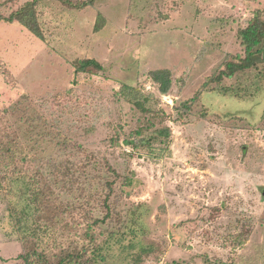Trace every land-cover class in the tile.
I'll list each match as a JSON object with an SVG mask.
<instances>
[{
    "label": "rangeland",
    "instance_id": "1",
    "mask_svg": "<svg viewBox=\"0 0 264 264\" xmlns=\"http://www.w3.org/2000/svg\"><path fill=\"white\" fill-rule=\"evenodd\" d=\"M32 1L0 0V16ZM68 1L37 2L43 40L0 21V162L34 165L25 142L37 118L119 170L121 152L132 153L133 186L117 202L123 216L145 204L146 228L110 240L98 264H264V87L237 99L218 89L243 85L242 77L210 82L244 55L237 30L257 10L264 18V0H94L86 8L89 0ZM86 60L102 70H79ZM160 69L171 72L166 95L149 78ZM125 85L164 117L166 144L132 152L123 141L126 122L138 118ZM183 102L192 108L179 115ZM116 131L122 140L114 147L108 140ZM55 151L45 147L43 156ZM29 182L26 175L19 187ZM11 215L0 202V264H19L22 251ZM75 232H60L51 261L78 239ZM142 248L150 252L137 260Z\"/></svg>",
    "mask_w": 264,
    "mask_h": 264
},
{
    "label": "trees",
    "instance_id": "2",
    "mask_svg": "<svg viewBox=\"0 0 264 264\" xmlns=\"http://www.w3.org/2000/svg\"><path fill=\"white\" fill-rule=\"evenodd\" d=\"M39 0L27 2L7 17L0 16V21L17 22L37 39L43 40L41 28L37 20L36 4ZM72 5L68 0H57ZM89 0L81 5L86 8L93 4ZM237 38L244 50L243 56H235L223 64V70L210 79L221 84L224 78L242 77L241 81L229 86H221L219 92L233 98H251L264 87V18L263 11L254 12L253 18L246 27L237 30ZM90 68L101 71L102 67L94 60L78 63V69L86 71ZM149 78L157 85L161 95L170 92L172 85L169 70L150 71ZM238 81V80H237ZM240 81V82H241ZM127 102L135 107L137 119L126 122L128 134L123 141L132 152L151 151L155 145H164L171 136V130L165 126L164 117L157 116L144 106L140 92L125 85ZM192 102H183L176 108L179 115L189 111ZM179 121L183 118L179 117ZM28 121V119H27ZM38 124V130L28 131L25 144L33 153L34 165H24V159L12 163L0 162V202L8 205L12 213L14 227L19 231L18 240L22 251L18 256L19 264H98L102 260L101 251L110 240L124 241V231L136 236L145 231L144 204L129 208L123 216L119 210L118 199L133 186V173L129 168L132 153L121 152L124 167L121 170L107 160H100L95 154L78 145L71 137L63 134L53 122L46 119H32ZM31 124V122H30ZM119 128H123L119 126ZM122 134V133H121ZM116 131L108 142L116 147L121 139ZM44 142L46 144H44ZM46 151L57 149L52 155H44ZM8 155V152H5ZM9 156V155H8ZM8 156L6 159H8ZM36 159V160H35ZM20 163L22 165H20ZM119 168V166H118ZM28 175L30 182L24 188L19 185ZM19 192V195L17 193ZM49 196L55 197L59 204L53 206ZM12 204H16L13 206ZM54 211V214L51 211ZM63 223L61 224V222ZM81 230L80 235L75 230ZM73 230L78 239H71L63 254L50 260V251L59 249L60 232ZM62 241V242H61ZM131 240L128 245L135 243ZM136 246L139 245L137 242ZM150 251L142 248V254ZM135 257V256H134Z\"/></svg>",
    "mask_w": 264,
    "mask_h": 264
}]
</instances>
